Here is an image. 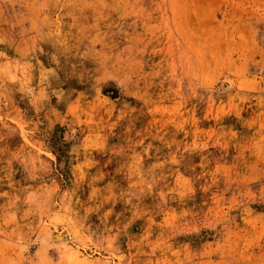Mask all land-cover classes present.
I'll use <instances>...</instances> for the list:
<instances>
[{"label": "rangeland", "instance_id": "1", "mask_svg": "<svg viewBox=\"0 0 264 264\" xmlns=\"http://www.w3.org/2000/svg\"><path fill=\"white\" fill-rule=\"evenodd\" d=\"M0 264H264V0H0Z\"/></svg>", "mask_w": 264, "mask_h": 264}]
</instances>
